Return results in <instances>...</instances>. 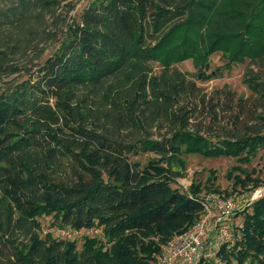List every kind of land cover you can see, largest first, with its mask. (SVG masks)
Returning <instances> with one entry per match:
<instances>
[{"label": "trees", "instance_id": "trees-1", "mask_svg": "<svg viewBox=\"0 0 264 264\" xmlns=\"http://www.w3.org/2000/svg\"><path fill=\"white\" fill-rule=\"evenodd\" d=\"M75 9L71 0H1L0 264H155L203 211L199 188L173 186L176 165L185 168L178 156L250 163L264 147L263 131L224 127L223 136L195 124L221 111L238 124L244 99L217 90L212 103L175 65L203 69L216 52L264 62V0H94L79 20ZM244 83L264 99L253 68ZM157 125L168 132L145 136ZM141 152L161 160L141 170L130 160ZM250 209L223 264H264V195ZM43 216L102 229L103 239L86 238L79 251L42 236Z\"/></svg>", "mask_w": 264, "mask_h": 264}, {"label": "rangeland", "instance_id": "rangeland-1", "mask_svg": "<svg viewBox=\"0 0 264 264\" xmlns=\"http://www.w3.org/2000/svg\"><path fill=\"white\" fill-rule=\"evenodd\" d=\"M71 1L76 4V9L71 13V16L74 20H79L83 10L94 0ZM52 52L53 49H50L45 58ZM175 66L182 72L190 73L191 78L212 103L217 102L215 95L217 90H230L233 92L236 103L239 102V98L244 99L238 105L239 114L241 115V121L238 124L233 123L231 113L226 111H221L216 119L213 118L214 120L206 116L199 117L193 120L195 124L212 126L215 134L223 136H230L225 132L224 127L234 131V134H237V132L243 134L249 128L264 132V99L252 94L244 83V76L248 68H253L264 79V62L252 64L248 59L236 60L231 55L225 56L222 52H216L209 57V63L203 69L195 66L192 59L179 62ZM153 67L155 74L161 73L162 67L159 63H154ZM225 99L222 97V105L226 101L228 103V100ZM168 129L169 125L162 129L157 125L152 129H148L145 136L149 133L152 137H158L161 134H166ZM213 141L217 142L216 140ZM178 159L185 162V168L176 165L175 170L180 171L182 176L176 178V183L173 186L191 194L199 188L198 196H207L212 193L224 194L227 197L235 196L243 204V210L236 212L232 217L234 240L230 246L232 247L240 242L245 214L251 212V204L264 195V147L258 151L257 156L250 163L233 157L207 158L200 154L191 153H182L178 156ZM130 160L131 163L137 164L141 170H144L150 161L158 162L161 159L156 153L141 152L131 155ZM237 176L243 180V184L238 186L235 185ZM257 181L262 182L260 187L254 186ZM39 221L42 225V236L50 233L57 239L76 241L79 251L82 250L86 238L97 237L103 239L102 229L93 228L81 231L71 228L63 229L59 224L57 225V221L52 216H43L39 218ZM250 260L251 258H248L246 264L250 263ZM234 264H237V262L234 261Z\"/></svg>", "mask_w": 264, "mask_h": 264}, {"label": "built area", "instance_id": "built-area-1", "mask_svg": "<svg viewBox=\"0 0 264 264\" xmlns=\"http://www.w3.org/2000/svg\"><path fill=\"white\" fill-rule=\"evenodd\" d=\"M199 197L203 206L199 218L188 230L161 245L155 264L224 263L222 250L230 248L234 240L232 217L243 210V204L235 196L220 193Z\"/></svg>", "mask_w": 264, "mask_h": 264}]
</instances>
